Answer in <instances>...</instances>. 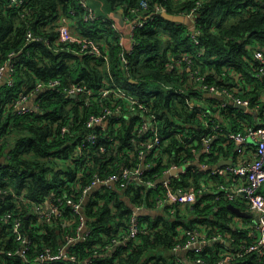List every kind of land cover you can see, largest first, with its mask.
Listing matches in <instances>:
<instances>
[{"label":"trees","instance_id":"obj_1","mask_svg":"<svg viewBox=\"0 0 264 264\" xmlns=\"http://www.w3.org/2000/svg\"><path fill=\"white\" fill-rule=\"evenodd\" d=\"M105 1L114 9L125 8L127 15L141 0ZM147 1L149 12L155 10L156 4H163L168 12L190 13L196 5V0ZM194 15L200 29L198 42L191 35L189 23L157 14L137 27L124 47L119 44L121 32L101 21H86L77 0H25L20 8L10 0H0V69L7 61L13 62L15 68L12 83L5 75L0 81V185L10 189L9 194L0 197V264H32L36 255L48 249L56 253L65 244V236L77 232L78 219L68 223L54 216L48 222L27 215V204L14 193L44 203L52 197L70 194L79 171L84 185L92 181L94 173L107 177L137 164L140 146L132 139L140 141L135 125L144 115L152 119L158 135H164L162 144L148 152L151 168L141 179L89 192L83 212L92 232L69 247L76 260L56 258L43 264H84L85 260H91L92 264H189L188 261L196 264L197 257L212 264L227 255L232 258L225 264H263L257 251L243 256L236 254L242 244L255 239L250 231L256 224L250 215L244 218L250 225H238L237 214L229 207L234 203L250 213L247 201L239 202L244 197L230 201L211 191L197 192L198 188L210 185L209 181H223L220 175L199 169L198 163L218 165L222 158L235 153L234 141L226 132H216L212 153L195 151V172L188 169L172 176L169 184L164 185L168 176L165 172L171 164L183 165L193 158L190 146L174 130L195 132L201 138L208 131L207 119L225 122L234 131L264 123V76L258 74L259 61L249 47L252 44L264 49V0H204ZM64 16L71 19L76 36L66 32L70 36L61 38ZM119 25L123 32L129 29L127 24ZM28 32L32 39H28ZM84 41L95 42L98 53L82 52ZM122 51L128 58L126 65L122 62ZM185 53L192 56L205 81L232 89L238 86L237 94L250 100L251 109L244 111L233 104L223 107L217 94H206L196 86L186 87L184 95L178 94L189 71L170 69L168 63ZM54 78H59L61 85L37 91L30 111L23 113L14 106L21 93L34 91L38 82L47 85ZM77 83L94 89L91 103H85L83 94L72 96L66 91ZM110 87H120L138 97L146 110L144 114L129 112L119 118L111 114L105 128H98V143L86 144L82 158H77L79 142L90 130L86 124L89 116L115 102L126 103L112 93L99 94ZM201 108L210 110V115L202 116ZM65 125L69 130L63 134ZM151 134V130L147 131V136ZM195 146L198 151L203 149L200 141ZM179 188L183 191L177 195L178 200L194 195L195 200L185 205L168 202L163 208L156 206L158 196H165L168 190L175 193ZM261 191L264 193V184ZM137 205L144 206L140 217L145 231L136 240L106 248L113 237L126 230L132 209ZM172 208L176 209L173 214ZM65 210L63 216H69L70 208L66 206ZM7 212L14 215L25 212L20 229L4 219ZM204 224L212 233L222 232L230 243L207 244L200 253L189 250L187 260L173 251L177 243L186 241L183 236L186 228ZM23 233L32 240L28 260L9 253L21 246L18 236Z\"/></svg>","mask_w":264,"mask_h":264},{"label":"built area","instance_id":"obj_2","mask_svg":"<svg viewBox=\"0 0 264 264\" xmlns=\"http://www.w3.org/2000/svg\"><path fill=\"white\" fill-rule=\"evenodd\" d=\"M12 5L19 7L25 2V0H10ZM204 0H196V5L190 13H178L182 15L189 16L191 27V35L193 38L197 39V35L200 33V29L196 27L194 12L198 9L199 5ZM83 10V17L86 21H101L106 26H111L121 33L119 34V44L126 47V42L132 40L135 29L137 27L143 26L148 20H153L157 14H162L167 11L166 6L163 4H156L155 10L153 12L148 11L149 2L147 0H141L139 6H134L130 8L129 14H124V19L129 25V29L126 32L121 31L118 21H110L108 18L99 14L95 8L92 7L89 0H77ZM75 11L72 10V13ZM62 34L61 38H66V32L63 27L60 28ZM69 33V32H68ZM129 33L130 37L127 36ZM33 36L31 32H28V39H32ZM128 39V40H127ZM128 41V42H129ZM97 44L95 42L89 43L84 41L81 51L85 53L97 54ZM252 49L254 58L259 61L258 74L264 76V49L256 45L249 44ZM122 62L126 65L128 64V58L125 57L124 51L121 52ZM168 66L170 69L177 68L183 71L188 69V78L185 79L183 86L179 87L177 93L184 95V89L190 87L195 89L198 87L202 92L206 94H217L220 97V105L223 107H228L230 104L237 106V104H243L246 106L244 111H248L250 108V100L247 98H241L237 91L238 86L233 89L228 87H220L218 84L209 83L205 81V76L203 73L195 67L194 60L189 53H185L182 56H176L172 59ZM14 63L7 61L4 66L0 69V81L5 75L8 77V82L12 83V72L14 71ZM61 80L59 78L51 79L48 84L40 81L37 83L35 90L31 92H24L19 95L15 100L14 106L20 112L30 111L32 106H28L30 99L35 100V95L37 91H40L45 86L48 87H58L61 85ZM66 91L72 96H78L80 94L84 95V101L86 104L91 103L94 99V89L88 87L86 84L77 83L66 88ZM112 93L117 99L125 100L126 103L115 102L113 106L104 108L101 112L93 113L87 119V126L90 129L83 139L80 140L76 156L77 158H82V154L86 144L95 145L98 143L99 135L98 128H105L107 120L111 114L123 116L129 112L140 111L144 114L146 107L142 104L138 97L128 93L120 87H110L105 88L99 93L101 96H107ZM97 94V96H100ZM96 97V96H95ZM35 107V106H34ZM37 107V106H36ZM238 107V106H237ZM257 110V108H255ZM199 113L202 116H209L210 110L201 108ZM219 114V112H217ZM144 119L135 125L136 136L140 138V141L136 138L132 139V142L136 146H140L138 151L137 164L132 166H125L121 169L119 173L111 174L107 177H102L99 173H94L92 181L87 184H81L83 174L78 172L74 179L73 190L70 194L65 196H59L58 198H53L46 200L44 203L34 200L27 199L24 194L14 195L25 202L28 206L29 211L27 215H32L41 221H51L54 216H60L64 222L72 223L78 219V224L76 226V234H67L65 236V244L60 246L56 253L51 252L49 249L46 253L38 254L35 256L32 264H43L45 260H52L56 258H66L72 261L76 260V255L69 250L70 246H74L78 240H85L87 236L92 232V228L88 226L87 218L85 216L84 205L85 201L89 195V192L99 187L114 188L118 183L125 181H130L132 179H141L146 170H149L152 166V162L147 160L148 152L152 150V147L161 145L163 142L164 135H158V129L154 126L153 121L147 115L143 116ZM223 119V118H222ZM224 120V119H223ZM225 121V120H224ZM205 127L208 131L203 134L201 138L195 135V132H182V129H177L176 134L183 136V141L187 143L191 148L193 153V158H190L185 164L178 165L176 163L171 164L167 169L165 174L168 176L164 180V185H168L171 181V177L178 175L188 169H192L194 172L197 170L195 167V151L198 154L203 152L209 154L211 151L212 140L217 138L216 132L223 131L233 139L235 144V153L232 156H227L230 163L218 164L212 166L207 161L199 162V169L208 170L211 174L220 175L223 181H209L210 185H205L198 188L197 192L203 194V192L211 191L216 193L217 197H224L230 201H237L241 194L245 195V200L250 208L258 217V224L256 228L250 231V234L255 238L250 243L242 244L241 248L236 252L237 256H243L244 254L252 251H257L264 264V193L261 188L264 184V123L259 126H247L244 129L237 131L227 128L225 122H221L215 119L205 120ZM69 130L67 125L62 127L63 134ZM151 130V136H147V131ZM201 142L203 149L198 151L195 143ZM103 150V148H101ZM80 156V157H79ZM224 157L221 162L224 161ZM175 172V173H174ZM149 184L155 185L152 181H148ZM182 189L179 188L177 192H171L168 190L165 196H158L156 199V206L158 208L165 207L168 202L180 205H185L191 200H195V195L191 196L189 199L178 200L177 195L182 193ZM10 193V189L5 188L0 185V197ZM80 193V197H76V194ZM40 202V203H39ZM66 206L70 208V215L63 216V212L66 211ZM143 205H137L133 207L132 213L129 218L128 226L126 230L115 237L112 238V243L106 248H111L116 244H126L129 241L136 240L139 235L145 231V224L141 221L140 213L143 211ZM176 209L172 208L170 212L175 213ZM68 212V213H69ZM22 214L14 215L11 212L4 214V219L8 222L12 221V225L17 230L22 227ZM183 236L186 237L185 242H179L173 247V251L179 252L181 250H195L196 253L203 251L207 244L214 242H227L230 243L227 237L222 232H210V227L206 224L195 225L194 227L186 228L183 231ZM21 239V246L15 251H9V253H17L28 260V251L32 245V240L28 238L25 233L18 236ZM99 248V247H98ZM228 251V250H227ZM97 252V250H96ZM232 258V255L224 256L219 262L212 264H225ZM196 264H211L205 261L201 257L195 259ZM84 264H92L91 260H85Z\"/></svg>","mask_w":264,"mask_h":264},{"label":"crops","instance_id":"obj_3","mask_svg":"<svg viewBox=\"0 0 264 264\" xmlns=\"http://www.w3.org/2000/svg\"><path fill=\"white\" fill-rule=\"evenodd\" d=\"M90 4L98 11V13L100 14H103V15H108V16H112V17H115L119 23L121 24L119 18L117 15H119L118 13L120 12L121 8H118V9H114L111 5H109L105 0H89ZM123 15H124V12H123ZM127 24V21L125 20L124 21V25ZM61 25L63 26V28L65 30H67L70 34H73V36H76L77 34L76 33H73V25L71 23V19L64 16L62 17L61 19ZM122 25V24H121ZM72 32V33H71ZM35 100L32 98L29 100L28 102V106H32L34 104ZM224 160H229V158H225ZM217 165V164H216ZM215 165V166H216ZM244 199H240V203L242 201H245V195L244 194H241ZM250 210V209H249ZM250 212L249 215L251 217V219L254 221L255 224H258V217L255 213H253L252 210L248 211ZM249 217V218H250ZM245 216H239L237 215L235 220L237 222L238 225H250V222H247L245 221L246 219H244ZM189 252V249L188 250H181L178 252V254H180L183 258H186L187 260V253ZM189 264H192L190 261H188Z\"/></svg>","mask_w":264,"mask_h":264},{"label":"water","instance_id":"obj_4","mask_svg":"<svg viewBox=\"0 0 264 264\" xmlns=\"http://www.w3.org/2000/svg\"><path fill=\"white\" fill-rule=\"evenodd\" d=\"M124 10H125V8H121L120 12L118 13L119 15H117L122 25H124V21H125L124 15H123ZM162 14L165 17H167L173 21H176V22H185V23L190 22L189 16H186V15H182V14H178V13H171L168 11H165ZM127 36L130 37L129 33H127ZM237 106L239 108H242V109L246 108V106L243 104H237ZM230 162H231V160H224L220 164H227ZM229 207L234 213H236L239 216H249V213L245 212L244 210H242L239 206L235 205L234 203H230Z\"/></svg>","mask_w":264,"mask_h":264},{"label":"rangeland","instance_id":"obj_5","mask_svg":"<svg viewBox=\"0 0 264 264\" xmlns=\"http://www.w3.org/2000/svg\"><path fill=\"white\" fill-rule=\"evenodd\" d=\"M235 20V19H234Z\"/></svg>","mask_w":264,"mask_h":264}]
</instances>
